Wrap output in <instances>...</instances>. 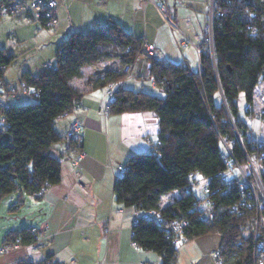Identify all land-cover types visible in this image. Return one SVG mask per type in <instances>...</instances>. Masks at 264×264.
I'll return each mask as SVG.
<instances>
[{"label": "trees", "instance_id": "1", "mask_svg": "<svg viewBox=\"0 0 264 264\" xmlns=\"http://www.w3.org/2000/svg\"><path fill=\"white\" fill-rule=\"evenodd\" d=\"M213 3L212 39L209 30L197 47L198 72L185 63L161 60L156 53L145 57L150 63L148 76L163 96L123 86L128 76L125 72H108L105 80L92 85L118 86L109 103V114L150 111L159 118V144L152 152L136 153L126 161V168L115 180L114 192L123 207L155 212L150 217H137L132 227L133 243L158 253L161 264H178L181 239L193 241L216 233L221 239L217 250L221 264H258L255 244L264 236L262 192L258 190L256 197L244 187L241 174L233 185L224 179L228 173L224 155L239 160L250 172L248 155L264 190V158L258 157L264 152V144L249 136L238 103L245 93L246 110L252 114L255 89L264 84V0ZM252 28L257 30L255 36L250 34ZM145 42L111 19L106 25L73 32L64 39L54 52L56 69L22 74L20 83L30 97L19 98L33 102L17 98L8 108L0 105V206L7 196L19 192L10 208L18 209L24 205L25 195L41 199L47 188L61 181L63 156L52 150L64 137L57 131L56 121L66 112H75L83 100V92L72 82L96 64L134 66ZM15 59L0 46V77H5L6 66ZM69 144L81 146L75 138L69 139ZM195 175L206 181L209 192L203 193L204 197L194 193L201 185ZM194 181L199 185L189 189ZM174 190L180 197L162 206V196ZM208 208L214 213L209 214ZM180 218L187 221L182 231L166 230L171 220ZM31 230L9 232L5 240L20 236L24 244L34 243Z\"/></svg>", "mask_w": 264, "mask_h": 264}, {"label": "crops", "instance_id": "2", "mask_svg": "<svg viewBox=\"0 0 264 264\" xmlns=\"http://www.w3.org/2000/svg\"><path fill=\"white\" fill-rule=\"evenodd\" d=\"M165 1L173 23L149 0H57L55 28L47 27L44 21L30 15H22L13 21L15 25L10 34L14 39L6 42L32 45L16 55L11 50L16 59L6 66L5 79L18 86L24 72L40 74L44 63L55 58L56 47L73 32L84 33L95 25H106L111 19L126 31L153 43L156 57L161 60L169 59L160 46L163 36L170 38L173 45L175 41L178 44L182 35L187 36L198 53V45L209 34L210 0ZM173 24L179 29L177 32ZM0 46L8 48L7 44ZM20 58L22 61H18ZM149 68L150 63L145 58L138 60L130 70L128 76L131 77L127 76L122 82L123 86L163 96L148 76ZM93 74V70L87 68L83 77L74 79V88L83 92L82 103L75 112L56 121V129L64 137L52 150L63 156L61 181L47 188L41 199L25 195L24 205L18 209L10 208L19 192H13L9 199L7 196L2 201L9 213H24L23 218L15 216V220L2 225L5 231L0 245L9 232L43 228L47 224L48 238L4 251L0 254V264H161L158 253L137 248L133 243L132 227L137 217L152 213L123 207L114 192L115 180L122 174L119 166L125 165L136 153L152 152L159 144V118L150 111L109 114L105 109L111 100L109 90L90 85ZM76 116L83 122L80 147L70 145L66 138ZM2 121L0 119V127ZM80 151L85 156L77 167L75 161ZM234 174H238L237 171ZM170 193V198L162 199V206L180 197L176 190ZM210 236L212 234L193 241L181 239L178 264H221L214 258L221 239Z\"/></svg>", "mask_w": 264, "mask_h": 264}, {"label": "built area", "instance_id": "3", "mask_svg": "<svg viewBox=\"0 0 264 264\" xmlns=\"http://www.w3.org/2000/svg\"><path fill=\"white\" fill-rule=\"evenodd\" d=\"M152 1L155 5H157L161 11V13L166 16L170 22V17L168 16L169 13V7L166 4L165 0H149ZM214 0H210V14L211 18L209 21V30H210V39L211 38V29H212V17H213V6H214ZM58 7V2L57 0H3V2H0V15L4 17V15H11V16H22V15H30L34 19H43L46 21L47 27H52L55 28L58 24L57 21V9ZM188 43V40L185 39L181 42V46H185ZM156 53L155 46L152 43L145 42L143 45V50L142 52L138 55V60L141 58H145L147 55L152 56ZM57 66H55V58L51 61H47L44 63V69H56ZM131 66H125L123 68H116L114 66L108 65V66H100L98 64L92 66V70L94 72L93 78L91 79V85H96L98 82L105 80L107 78L108 72H125L127 75H130V70ZM109 97L112 99L114 92L116 90V85L114 83H109ZM19 97H30L29 90L25 87L24 84L20 83L19 86L17 87L5 77H0V105L4 108H8L10 104H12L13 99H19ZM110 103V101H109ZM109 103L106 104L105 109L109 110ZM67 113V112H66ZM65 114H62L58 117V119L63 118ZM264 113V111H263ZM262 121L264 122V116L261 117ZM70 124L66 137L68 139H77L79 143L82 142L83 140V134L81 132V129L83 127V122L80 120L78 116H76ZM259 143V141H258ZM230 151V149H229ZM231 153V151H230ZM78 160L75 161V166H80L82 158L85 156L82 151L78 154ZM259 158H264V152H261L258 156ZM225 160H227V171L224 175V179H226L227 183L229 185H233L237 183V178L238 175H242L244 178L243 185L246 188H249L250 191H252L256 197H258L257 191L259 190L262 192L263 197H264V190H263V185L262 181L260 180V176L255 170V167L253 165L252 160L249 158V156H246V159H248V170H246L239 162V160L235 159L234 157H229L227 154L224 155ZM126 166L120 165L119 170L121 172L124 171ZM237 169L238 174H234V171ZM198 181H194L191 183L189 189H192L196 186H198ZM204 194H208L209 189L208 186L205 185L202 189ZM208 199L206 198V203H208ZM207 212L209 214H213L214 211L212 208H208ZM155 215V212L152 213ZM149 214L148 216L150 217ZM146 216V217H148ZM263 219V217H262ZM264 222V220H263ZM187 221L184 218L176 219V220H171L166 225V230L169 231H182V228L186 226ZM264 225V223H263ZM49 230V225L47 224L43 228H33L31 231L33 235L36 237V241L41 240V239H47L48 235L47 232ZM35 241V242H36ZM23 238L22 237H17L12 239H7L3 242V244L0 245V254H2L4 251L8 249H14L16 247L23 246ZM136 246V243H134ZM255 249L258 252V264H264V236L262 239L258 240L255 244ZM214 258L216 262H220L221 260V254L220 251H217L214 254ZM221 263V262H220ZM63 264V263H61Z\"/></svg>", "mask_w": 264, "mask_h": 264}, {"label": "rangeland", "instance_id": "4", "mask_svg": "<svg viewBox=\"0 0 264 264\" xmlns=\"http://www.w3.org/2000/svg\"><path fill=\"white\" fill-rule=\"evenodd\" d=\"M168 16L170 17V21L173 23L174 20L171 19L170 13H168ZM22 16H11V15H4V17H2L0 19V44L5 45L7 44L6 47L8 51L12 52L11 50H13L16 54H20L22 53V51L24 49H27L28 47H30L29 45H24V44H19L17 42V44L13 43V42H6L7 40H13L14 39V35L10 34L12 28L14 27V20H16V18H20ZM36 20V19H35ZM174 25V24H173ZM174 29L177 32L179 29L177 27H175L174 25ZM175 32V33H176ZM187 39L188 43L185 46H181L179 45V43H181L183 40ZM161 48L165 50V52L167 53V57L169 59H167L168 61H172V62H177V63H185L188 64L190 69L192 71L198 72L197 69V65H198V53L196 51V49H193V43L191 42V40L189 38H187V36L182 35L181 39H178V44L172 43V41L170 40V38H165L163 36V41L161 43ZM160 52L158 51V54ZM157 58L158 57L157 55ZM185 58H187L188 60H186ZM18 61H22V59L20 58ZM145 62V61H142ZM190 63V64H189ZM131 76H128V78ZM91 85V82H90ZM109 90V86H106ZM148 87V86H147ZM103 88V87H102ZM149 89V88H147ZM256 93H255V103L252 106L253 109V113L252 114H248L247 113V102H246V97H245V93H241L238 103H239V114L241 119L244 121V123L246 122V124L249 126V136H251L252 139L256 140L257 142H261L264 144V122L262 121L260 114L263 113L264 111V84H259L256 89H255ZM150 92V91H148ZM24 103H30L33 102V99H22L21 100ZM246 169V168H245ZM237 171V169L235 170ZM238 173V171H237ZM195 177L199 180L201 186L200 187H196L194 189V193L195 195H197L199 198L200 197H204L203 195V191L201 188H203V182L204 179L202 177H200V175H195ZM172 195V193H167L163 195V201L167 200L168 198H170ZM9 199V196H8ZM23 213L24 211H20L19 213H9L8 212V208L5 207V203L2 202L1 206H0V238H2V234L4 233L5 230H3V226L4 224H7L10 221L15 220L16 218H14L15 216L23 218ZM10 217L12 218L10 220ZM212 236L217 238L219 237V234H212ZM210 236V237H212ZM183 252L186 253V250L183 249Z\"/></svg>", "mask_w": 264, "mask_h": 264}, {"label": "clouds", "instance_id": "5", "mask_svg": "<svg viewBox=\"0 0 264 264\" xmlns=\"http://www.w3.org/2000/svg\"><path fill=\"white\" fill-rule=\"evenodd\" d=\"M250 34H251L252 36H255V35L257 34V30H256L255 28H252V29L250 30Z\"/></svg>", "mask_w": 264, "mask_h": 264}]
</instances>
